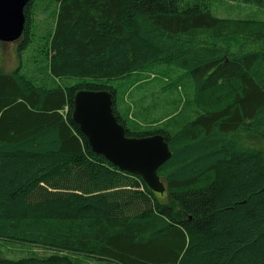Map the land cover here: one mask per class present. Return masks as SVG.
Masks as SVG:
<instances>
[{"label":"trees","instance_id":"trees-1","mask_svg":"<svg viewBox=\"0 0 264 264\" xmlns=\"http://www.w3.org/2000/svg\"><path fill=\"white\" fill-rule=\"evenodd\" d=\"M54 1L43 71L0 70V240L46 253L0 264H264V20L216 17L208 0ZM153 64L192 81L175 132L131 130L109 85ZM81 89L112 94L126 136L163 135L164 195L91 150L71 117Z\"/></svg>","mask_w":264,"mask_h":264},{"label":"rangeland","instance_id":"rangeland-1","mask_svg":"<svg viewBox=\"0 0 264 264\" xmlns=\"http://www.w3.org/2000/svg\"><path fill=\"white\" fill-rule=\"evenodd\" d=\"M264 2V0H262ZM210 12L219 18L227 19H258L264 20V6L256 0H208ZM54 0H34V27L31 29V43L24 49H19L21 38L14 42H0V70L8 73L20 68L21 73L30 76L43 71L46 60L41 48L42 36L52 25ZM173 65L153 64L132 73L122 79L110 80L109 85L116 89V102L123 120H127L129 128L136 131H151L165 128L175 132L172 123L185 117L191 118L189 99L193 97V86L190 77ZM76 78H60L56 85H72ZM164 88L162 89V85ZM183 100H186L184 103ZM184 109L179 115L181 105ZM126 110L130 115L126 116ZM194 112V111H193ZM173 118V120H169ZM247 146H257V138L243 137ZM259 143L263 141L258 140ZM264 145V143H263ZM162 198V197H159ZM32 251L45 254L46 251L31 247L28 244L5 242L0 240L1 255L8 259H17L29 255ZM83 259V264H108L106 261H89Z\"/></svg>","mask_w":264,"mask_h":264},{"label":"water","instance_id":"water-1","mask_svg":"<svg viewBox=\"0 0 264 264\" xmlns=\"http://www.w3.org/2000/svg\"><path fill=\"white\" fill-rule=\"evenodd\" d=\"M30 0H0V42H14L23 36L24 8ZM107 90H77L73 96L72 120L86 137L91 150L122 171L139 176L154 192L164 194L158 168L171 156L163 135L126 136L112 108Z\"/></svg>","mask_w":264,"mask_h":264},{"label":"crops","instance_id":"crops-1","mask_svg":"<svg viewBox=\"0 0 264 264\" xmlns=\"http://www.w3.org/2000/svg\"><path fill=\"white\" fill-rule=\"evenodd\" d=\"M162 86L164 87V84H163ZM89 261H94V260H90V259H89Z\"/></svg>","mask_w":264,"mask_h":264},{"label":"bare ground","instance_id":"bare-ground-1","mask_svg":"<svg viewBox=\"0 0 264 264\" xmlns=\"http://www.w3.org/2000/svg\"><path fill=\"white\" fill-rule=\"evenodd\" d=\"M72 117V116H71ZM151 190V189H150ZM152 191V190H151ZM154 192V191H153ZM155 193H157V192H155ZM159 194V193H158Z\"/></svg>","mask_w":264,"mask_h":264},{"label":"flooded vegetation","instance_id":"flooded-vegetation-1","mask_svg":"<svg viewBox=\"0 0 264 264\" xmlns=\"http://www.w3.org/2000/svg\"><path fill=\"white\" fill-rule=\"evenodd\" d=\"M165 193V192H164ZM164 195V194H163Z\"/></svg>","mask_w":264,"mask_h":264}]
</instances>
